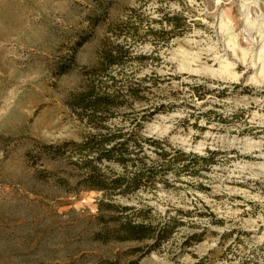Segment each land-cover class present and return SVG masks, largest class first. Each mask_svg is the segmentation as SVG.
<instances>
[{
    "label": "rangeland",
    "instance_id": "obj_1",
    "mask_svg": "<svg viewBox=\"0 0 264 264\" xmlns=\"http://www.w3.org/2000/svg\"><path fill=\"white\" fill-rule=\"evenodd\" d=\"M103 38L142 58L111 68L114 89L143 79L148 89L132 116L120 110L107 125L217 154L199 177L116 198L153 215L192 212L139 258L118 256L132 244L95 238L102 196L71 190V164L27 156L95 133L66 101L88 83L82 70L97 63ZM258 42L264 0H0V264H264V49L257 71L241 62ZM226 54L236 61L228 72L217 62ZM69 55L74 65L57 75ZM192 235L201 240L186 246Z\"/></svg>",
    "mask_w": 264,
    "mask_h": 264
},
{
    "label": "trees",
    "instance_id": "obj_2",
    "mask_svg": "<svg viewBox=\"0 0 264 264\" xmlns=\"http://www.w3.org/2000/svg\"><path fill=\"white\" fill-rule=\"evenodd\" d=\"M95 21L90 20L92 26ZM108 31L115 37L121 35L120 26L117 25L109 26ZM87 36L79 37L75 48L86 43ZM128 50L110 38H103L97 63L92 68L82 70L88 83L82 91L71 94L66 101L79 120L95 133L79 142L39 145L37 152H28L27 156L34 164L42 163L43 159H63L71 164L76 178L71 190L97 192L102 196L97 203L95 218L100 228L95 238L102 242L132 244L118 256L139 258L157 252L178 229L185 226L184 218H190L192 212L177 210L171 216L153 215L149 207L139 203L133 206L119 204L116 198H128L139 191L154 189L158 184L168 188L170 180L179 182L182 176L199 177L200 171L206 170L217 154L210 153L208 157L185 154L172 149L165 139L140 135L136 129L140 125L132 130L107 125L119 115L120 110L121 116H132L133 104L144 100L142 93L148 91L142 86L145 79L132 82L135 85H127L124 93L113 87L116 81L112 67L142 59L132 56ZM69 56L59 64L57 75L71 70L73 56ZM147 151H151L152 156L147 155ZM114 166L120 171L116 172ZM60 183L64 184L65 181L61 180ZM200 240V235H192L186 246L191 241Z\"/></svg>",
    "mask_w": 264,
    "mask_h": 264
},
{
    "label": "bare ground",
    "instance_id": "obj_3",
    "mask_svg": "<svg viewBox=\"0 0 264 264\" xmlns=\"http://www.w3.org/2000/svg\"><path fill=\"white\" fill-rule=\"evenodd\" d=\"M246 24H251L248 18H246ZM221 27H224V25L221 24ZM263 49L264 45H262L261 42H258L252 44L251 54L245 56V54L243 53V58L241 59V62H243V65L249 66L246 70H253L255 72L259 69V64L254 63L253 61L256 59V57L258 58V60L261 58ZM217 62L220 64V66H222L224 72H228L230 68H233L236 65V61H234V59H231L228 54L222 55L220 58L217 59ZM260 68L262 69V66H260Z\"/></svg>",
    "mask_w": 264,
    "mask_h": 264
}]
</instances>
